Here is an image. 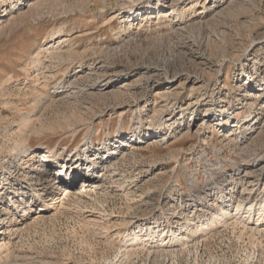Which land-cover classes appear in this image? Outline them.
<instances>
[{"label": "rangeland", "instance_id": "obj_1", "mask_svg": "<svg viewBox=\"0 0 264 264\" xmlns=\"http://www.w3.org/2000/svg\"><path fill=\"white\" fill-rule=\"evenodd\" d=\"M83 143L88 181L38 161ZM248 195L264 0H0V264H264Z\"/></svg>", "mask_w": 264, "mask_h": 264}, {"label": "bare ground", "instance_id": "obj_2", "mask_svg": "<svg viewBox=\"0 0 264 264\" xmlns=\"http://www.w3.org/2000/svg\"><path fill=\"white\" fill-rule=\"evenodd\" d=\"M50 54H51V52H50ZM52 55H53V53H52ZM194 103L196 104V103H198V101H195ZM148 128H155V127L149 126ZM163 129L164 128H162V130ZM158 130H160V129L158 128ZM144 131H145V129L144 130L143 129H137L133 132H135L136 134H141ZM86 148L87 149L89 148L88 144L83 143L81 145H75L66 154H64L62 156H57L56 154H52V153L44 152V151L38 152V154H37L39 157L38 161H43V162H45L46 165H51L53 168H56L57 169V178L62 177V175H65L68 172V173H71L70 182H74L76 180H80L81 182L88 181L89 177L86 175L85 172H83L82 175H78V174L73 173V171H75L76 169L79 168L80 163L83 164V162H80L82 159L85 158L87 160L91 157V155H89L87 152L85 153ZM93 155H95L97 158L96 157H95V159L90 158V162L84 164L86 167H89L90 163H92V162H103V156L99 155L98 152L94 151ZM108 157H110V156H107L105 159H108ZM89 170H91V168H89ZM221 199H222V196H221ZM239 200H240V198H239ZM245 200H246V203L238 202L235 204L236 207L234 209L235 210L234 214H237L238 211H240L241 207H244L245 212H246V214H248L249 218H251L250 215L252 213H256V219L255 220H257V221L263 220L264 219V203H263L264 197L260 199L258 195H248ZM241 201H243V200H241ZM223 203L227 205V203L225 201ZM218 208H219V211L213 216L214 221H215V219L221 220L222 217L223 216L225 217L226 213H228V212H226L225 205H224V207L220 206ZM26 209H28V208L24 209L25 212L27 211ZM228 215L230 216L229 213H228ZM262 223H264V222H262ZM206 224H208V223L207 222L205 223L204 221H202V225H206ZM156 232L157 231H154V230L148 231V230L144 229V230H141V233H143V234H141V235L135 234L134 239L136 241H147V240L151 239L150 237L154 236L156 234ZM184 238H185V236L182 234L180 239H184ZM0 246H2V245H0Z\"/></svg>", "mask_w": 264, "mask_h": 264}]
</instances>
